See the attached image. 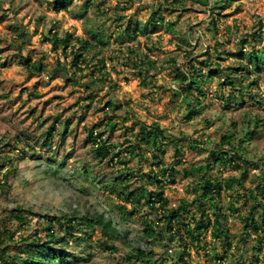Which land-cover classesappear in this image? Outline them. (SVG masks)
Segmentation results:
<instances>
[{
  "label": "rangeland",
  "instance_id": "obj_1",
  "mask_svg": "<svg viewBox=\"0 0 264 264\" xmlns=\"http://www.w3.org/2000/svg\"><path fill=\"white\" fill-rule=\"evenodd\" d=\"M51 1L0 0V156L13 158V166L0 171V233L4 227L14 232L2 246L13 254L37 233L44 238L47 223L38 213L55 217L54 221L64 215L80 217L89 213L94 218L103 215L111 219L120 236L110 239L99 226H94L87 234L74 231L73 238L66 234L64 225L56 222L55 232L69 240L68 245L63 244L67 251L72 257L83 258L73 264H142L136 257L139 250L154 252V264H174L179 260V244L192 241L185 224L200 215L192 201L201 187L194 186L196 177L188 170L212 162L214 154L221 156L217 152L221 137L233 132L236 151L255 165L241 162L237 168L220 161L205 173L206 177L223 181L235 176L244 183L243 187L235 184L233 189L222 191L220 197L226 214L223 229L228 230L230 242L214 239L210 230L203 232L201 247L196 250L190 246L191 255L184 264H213L206 255L209 252L214 256L212 247L219 252L220 264L250 262L255 254L264 264L263 235L253 234L246 245L240 242L244 232L241 216L248 215L253 205L251 190L264 201V193L257 189L260 184L264 186V105L244 95V103L233 102L227 107L221 96L227 97L233 90L223 86L224 74L212 76L209 72L216 64L220 68L243 64L247 57L236 56L240 50L264 49V0H242L222 9H211L214 0H183V6H173L170 0H74L69 10L60 12L54 11ZM129 18L146 22L149 28L134 39L124 35L121 41L119 25L125 26ZM153 21L156 29H152ZM50 28L61 34L65 30L72 32L90 42H94L90 30H101L99 33H103L107 43L90 53V68L79 72L71 63L72 55L65 58L60 50L52 49L47 38ZM131 49L156 62L147 82L132 65L126 64L127 58L134 56ZM19 55L40 60L46 70L30 73ZM94 56L104 60L108 73L106 81L95 88L90 82L91 70L97 69ZM208 58L212 59L211 64ZM257 72L260 87L250 90L264 99V68ZM183 73L197 77L206 93L200 114L190 121L185 118L188 109L184 103L180 105L182 97H176ZM248 80L244 79L242 84ZM192 91L198 93L196 87ZM108 100L122 108L109 109ZM256 114L262 118V129L251 133L239 146V140L254 129L252 120ZM109 119L115 126L104 137L116 145L112 152H120L123 159L129 157L124 148L135 138L140 122H159L167 129L163 147L159 151L145 147L142 157L131 158L127 165L99 162L90 153L91 145L85 143L87 129ZM67 120L69 133L64 141L58 133L54 135V154L49 160V148L42 145L43 134L52 124L58 130L64 129ZM226 150L235 154L230 145H226ZM160 160L176 168L174 182L160 172L162 167L156 165ZM179 160L182 162L178 163ZM127 168L143 174L142 178L133 175L130 189L141 184L156 188V183L147 177L153 176L151 170H156L165 181L169 208H177L185 201L191 204L183 211L185 223L179 226L170 244L159 243L144 232L143 220L156 221L159 214L145 205L137 206L136 212L129 214L124 209L130 210L134 202L117 193L120 186L114 185L112 191L111 176L120 170L126 172ZM7 169L12 171L8 180L3 176ZM17 207L30 212L29 223L18 225L10 221L8 216ZM207 209L210 210L208 205ZM106 241L114 249L107 248L103 244Z\"/></svg>",
  "mask_w": 264,
  "mask_h": 264
},
{
  "label": "trees",
  "instance_id": "obj_2",
  "mask_svg": "<svg viewBox=\"0 0 264 264\" xmlns=\"http://www.w3.org/2000/svg\"><path fill=\"white\" fill-rule=\"evenodd\" d=\"M172 5L179 4L183 6V0H170ZM242 0H214L212 3L211 9H218L230 6L234 2H240ZM90 1H88L89 4ZM169 2V0H167ZM74 0H53L51 1L52 8L55 12L66 11L73 5ZM156 21V20H155ZM153 21L152 29L156 25V22ZM148 23H141L139 20H133L129 18L125 26L123 24L119 25V33L118 37H123L126 35L128 39H134V37L143 34L145 30H148ZM101 30L91 31V36L94 42H90L87 38H83L81 36H77L69 31H64L62 34L59 30H54V28L49 29V36H47L49 42L52 44V49L60 50L61 54L67 58L69 55H72L73 58L71 63L76 71L82 72L83 68H90L89 61L91 60L90 53L95 52L100 45L106 44V38L103 33H99ZM260 36H262L261 31L259 32ZM118 39V38H117ZM122 41V40H121ZM130 41V40H129ZM133 51V49H131ZM133 55L127 58V65H132L134 69H136L142 79L145 82L153 75L151 71L156 69L155 60L144 54H138L136 50L133 51ZM20 56V61L26 66L30 73H43L46 68L43 66L40 60L33 61L30 56L22 57ZM236 56L240 58L247 57V61L243 64L237 66H228L226 68H220V64H216V68L210 69V75H217L219 72L224 74V80L222 82L224 87H230V94L225 97L221 96V99L225 103L227 107H230L231 104H242L244 103V95H248L256 104L264 105V99L260 94L251 92L250 88L256 86L259 88V74L258 70L264 68V49L260 50H252L251 52H244L240 50L236 53ZM96 61L97 69H93L92 71V79L91 83L94 85V88L101 83H104L107 79V72H105L106 64L104 60L98 59L94 56V60ZM209 63L211 64L213 61L211 58H208ZM207 65H210V64ZM84 65V67H83ZM65 68V65L64 67ZM178 69V68H176ZM98 73V75H96ZM73 79V77L71 78ZM244 79H249L248 83L244 85L242 81ZM181 80V86L177 89L178 93L176 94L177 98L182 97V101L180 105L184 103V106L188 109L185 118L187 120H192L195 116L200 114V110L203 107L202 99L206 96L205 91L200 86L199 79L193 75L188 73H183ZM196 87L198 93L195 95L192 91V88ZM234 91H237L235 94ZM38 95L37 93L35 94ZM107 107L111 110L121 109L122 106L120 104L114 103L112 100H108L106 103ZM262 118L259 114L254 115V129L248 131L244 138L239 140V146L243 144L244 141L248 140V137L254 131L258 129H262L261 124ZM70 120H67L64 125V129L58 130L56 128V124H52L48 127L46 132L43 134L44 142L42 145L44 147L49 148V156L48 159H52L51 156L54 154L52 149V141L54 135L58 133L59 138L64 141L69 131L67 130L68 124ZM250 124V121H249ZM115 126V122L112 119H109L105 124L102 122H97L93 126L87 129V138L85 139V143L91 145L90 153L92 157L99 162L112 163V165H117V163H122L127 165L128 160L131 158H140L142 157V152L147 147L148 149L161 150L163 147V140L166 138L165 133L167 129L162 128L159 122H152L147 124L145 122H140V126L137 128V133L135 132V138L133 141H129V144L124 148V151L129 154L128 159H123L121 157L120 152H112L116 145L109 142L108 138H105L104 135L107 130L111 131ZM226 145H230L231 149L235 151V154L228 150H226ZM177 152L179 153L178 144L175 143ZM30 149L34 150V146H30ZM218 155L214 154L212 162L208 161L206 165H201L197 167H191L188 170V173L192 176H195L196 179L193 182L194 186L199 185L201 187L200 193H198V197L192 202L195 203V208L199 212V217H194L191 222L185 224V231L187 236L192 239L190 244L185 242L184 244H179L182 246L180 249L179 260H176L174 264H184L185 258L191 255L189 247L195 246L196 250H199L201 247V235L203 232L209 231L214 239H227L230 242V235L228 230L223 229V217L226 216L222 211V206L220 204V197L222 191H229L234 188L235 184L241 185L243 187L244 183L241 178H237L232 176L227 180H220L216 178L206 177L205 173L207 170L211 169L217 162L223 161L222 163L235 165L237 168L241 165L252 164V162L248 161L246 157L242 156L241 153L236 151L238 147L234 145V133L227 132L221 137V142L217 148ZM216 152V151H215ZM122 153V152H121ZM51 154V155H50ZM221 157V158H220ZM222 157L225 160H222ZM182 161H178L181 163ZM9 165L13 166V158L10 155H1L0 156V171L8 167ZM160 168V172L163 175H167L171 182H174V177L176 174V168L174 166H168L165 164L163 160H160L156 163ZM86 170V168H85ZM84 172L88 171L86 170ZM128 171L123 172V170L118 171V175L115 174L111 176L112 180V191L114 185H118L121 187V190H118L117 193L126 199V201L134 202L133 207L128 210L124 209L125 212L129 214H134L137 210V206H147L149 210L155 214H159L158 220H148L147 218L143 220L144 222V232L151 239H157L159 243H168L170 244L173 238L176 236L177 231H179V226L184 224L183 219V211H187L189 206L191 205L189 202L185 201L182 205L177 208H169V200L164 194V183L162 179L159 178V172L156 170H151L150 173L153 176L147 175L149 181L151 183H156V188L148 189L147 186L141 184L133 189L132 187V177L136 174V172H132V168H127ZM131 170V171H130ZM12 171L7 169L4 172L5 179H9ZM138 177L143 176L142 173L136 174ZM264 181V178H263ZM6 182V181H5ZM108 187V186H107ZM257 189L264 193V186L258 185ZM253 205L250 208V213L248 215H242V223H243V235L240 238V242L244 245L247 244V239L253 234L258 237L264 236V201L259 200L258 196L251 190L250 192ZM142 198L144 200L142 201ZM207 205L210 210L207 209ZM121 208H125L120 206ZM260 207V208H259ZM30 212H27L24 208H13L9 214L10 221L16 222L18 225H24L29 223ZM39 217L45 219L47 223V231L44 238H40V236H35L31 241H25L23 245L17 247L16 250L11 254V252L3 247V243H5V239L8 237H12L14 232H12L9 228L4 227L2 233H0V264H73V261L81 262L83 258L81 256L72 257L71 253L67 251L63 244L68 245L69 240L67 236L58 234L54 230L55 223H59L64 225V230H66V234H70L73 238L76 237L74 235V231L83 230L85 233H88V229H92L94 226H99L103 233L112 238H118L120 236L119 232L113 228L112 220L105 218L103 215H97L96 218L91 217L89 213L85 216L80 217H68L67 215L56 217H52L47 214H36ZM163 218V220H162ZM63 221V222H62ZM67 223V224H65ZM160 225V226H159ZM177 226V227H175ZM1 232V231H0ZM85 237V236H83ZM84 239V238H83ZM183 240H181L182 242ZM258 244H260V240H256ZM108 242H103L109 249H114L113 244H107ZM231 247V246H230ZM227 248V247H226ZM255 246L252 248L254 251ZM213 255L209 252L206 255L210 258V261L213 264H220L219 262V252L216 247H212ZM258 250H260V245L258 246ZM255 254V253H254ZM139 261L142 264H154V252H147L146 250H139L136 255ZM164 263L165 261H161ZM260 258L255 254L250 262L242 261L240 264H260ZM161 263V264H162Z\"/></svg>",
  "mask_w": 264,
  "mask_h": 264
}]
</instances>
